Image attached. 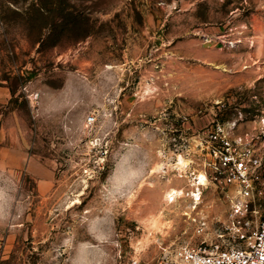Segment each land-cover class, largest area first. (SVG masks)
I'll return each mask as SVG.
<instances>
[{"label":"rangeland","instance_id":"374dc122","mask_svg":"<svg viewBox=\"0 0 264 264\" xmlns=\"http://www.w3.org/2000/svg\"><path fill=\"white\" fill-rule=\"evenodd\" d=\"M239 113L264 122V0H0V264L199 242L192 219L209 233L230 206L188 197L204 133Z\"/></svg>","mask_w":264,"mask_h":264},{"label":"built area","instance_id":"2783aa9c","mask_svg":"<svg viewBox=\"0 0 264 264\" xmlns=\"http://www.w3.org/2000/svg\"><path fill=\"white\" fill-rule=\"evenodd\" d=\"M244 120L239 113L206 130L205 184L199 183L197 175L188 194L196 209L202 191L219 186L230 196L229 222L216 224L208 233L204 220L192 219L200 241L164 249L157 264H264V122L240 132Z\"/></svg>","mask_w":264,"mask_h":264},{"label":"bare ground","instance_id":"6f19581e","mask_svg":"<svg viewBox=\"0 0 264 264\" xmlns=\"http://www.w3.org/2000/svg\"><path fill=\"white\" fill-rule=\"evenodd\" d=\"M177 164H179L181 166H187L186 161L181 160V159L178 160V163ZM199 183L202 184V185L205 184V179H204L203 176H199ZM178 194H180V192H178V191H172L170 193L169 197H168L169 201L170 202H173L174 201V198L177 197Z\"/></svg>","mask_w":264,"mask_h":264},{"label":"crops","instance_id":"0c3cea01","mask_svg":"<svg viewBox=\"0 0 264 264\" xmlns=\"http://www.w3.org/2000/svg\"><path fill=\"white\" fill-rule=\"evenodd\" d=\"M16 169V166H10ZM17 169H21V166L19 165ZM51 188V183L48 181H44V182H38L37 184V190L41 193V194H45L46 191H48ZM1 259V258H0Z\"/></svg>","mask_w":264,"mask_h":264}]
</instances>
